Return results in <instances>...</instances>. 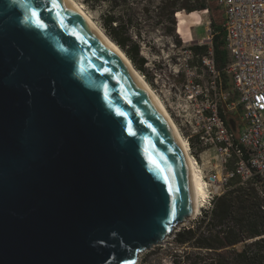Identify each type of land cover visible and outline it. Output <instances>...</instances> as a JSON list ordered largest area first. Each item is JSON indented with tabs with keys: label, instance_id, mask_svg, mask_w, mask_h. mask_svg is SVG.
I'll return each instance as SVG.
<instances>
[{
	"label": "water",
	"instance_id": "1",
	"mask_svg": "<svg viewBox=\"0 0 264 264\" xmlns=\"http://www.w3.org/2000/svg\"><path fill=\"white\" fill-rule=\"evenodd\" d=\"M193 205L175 134L70 1L0 0V264H133Z\"/></svg>",
	"mask_w": 264,
	"mask_h": 264
},
{
	"label": "built area",
	"instance_id": "2",
	"mask_svg": "<svg viewBox=\"0 0 264 264\" xmlns=\"http://www.w3.org/2000/svg\"><path fill=\"white\" fill-rule=\"evenodd\" d=\"M216 2L224 11L231 61L218 66L210 31L195 41L183 39L172 55L171 72L182 73L180 85L164 79L157 65L155 70V90L177 121L190 152L201 167L210 168L204 174L210 189L200 212L213 207L232 177L264 176V0ZM195 44L205 46L204 51L196 52ZM195 59L198 62L193 63ZM224 72L230 77V87L225 85ZM239 107L237 120L233 111ZM230 119H235L236 130ZM212 148L216 162L200 158L211 155Z\"/></svg>",
	"mask_w": 264,
	"mask_h": 264
},
{
	"label": "trees",
	"instance_id": "3",
	"mask_svg": "<svg viewBox=\"0 0 264 264\" xmlns=\"http://www.w3.org/2000/svg\"><path fill=\"white\" fill-rule=\"evenodd\" d=\"M83 2L91 9L107 6L105 13L101 14L102 28L145 75L151 86L155 83L147 66L149 59L142 54L144 28L163 29L181 44L183 41L177 31L182 36L185 33L186 17L217 9L214 5L216 0ZM211 32L217 64L223 68L231 57L223 22H218L214 16ZM192 48L201 53L205 46L195 44ZM172 77L180 85L182 73H172ZM223 79L226 86L232 85L225 72ZM173 238L177 245L187 248L185 257L189 264H264V176L254 173L247 180L239 175L232 177L227 190L215 198L213 207L202 209L191 224L174 232Z\"/></svg>",
	"mask_w": 264,
	"mask_h": 264
},
{
	"label": "rangeland",
	"instance_id": "4",
	"mask_svg": "<svg viewBox=\"0 0 264 264\" xmlns=\"http://www.w3.org/2000/svg\"><path fill=\"white\" fill-rule=\"evenodd\" d=\"M77 1L83 6V8L94 18V20L102 28V26H101V23H102L101 14L105 13V8L107 9V6L105 7V5H102L98 8L91 9L90 7H88L83 2V0H77ZM214 5L217 6V9L214 11L207 10L206 12H203L200 14H193V15L186 17L185 24H184L185 33L183 34V36L177 31V28H176V31L179 34V36L181 37L182 41H183V39H185L186 41H190V39H191L190 36L193 35L192 28H194V35L197 37V39L206 37L208 34H210L211 19L213 16H214V18H216V20L218 22H223V20H224L223 8L220 5H218L217 2H214ZM207 27L209 28V31H208ZM143 35H144L145 39L142 41V54L149 59L147 66L149 68L150 74L154 77L155 85L154 84L152 85L153 89L155 90L156 85H157L155 82L156 65L160 69V72L162 73V76L164 79H166L167 81H170L171 83H175L173 81L170 63H171L172 55L174 53L178 52L177 51L178 47L181 44L177 43L171 36L167 35L163 31V29H159V28H156V29H152L151 27L144 28ZM197 39H193L192 41H195ZM143 76L147 80L145 75H143ZM160 82H162V81H160ZM157 94L159 95L158 92H157ZM159 97L161 98L160 95H159ZM162 101H163V99H162ZM164 104H165V102H164ZM165 106H166V104H165ZM168 111H169V109H168ZM233 115L236 116L237 120H240V118H241L240 107L233 111ZM171 116L173 117L172 114H171ZM173 119H174V117H173ZM174 121H175L178 129L180 130L181 134L183 135L177 121L175 119H174ZM211 152H212L211 155H209L208 153H205V154H203V156H200V158H203L205 160L211 159V161L214 162L215 160L212 157L214 156L215 149L212 148ZM200 163H201V161H200ZM201 168H202V170H204L203 171L204 174L210 170L209 167L205 168L204 166H202ZM200 214H201V212L198 211L195 215L190 217L187 222L179 224L176 227L175 232L178 231L183 226L191 224L192 221H194V219L196 217H198ZM173 235H174V233H173ZM173 235L168 236L160 244L155 245L152 248L146 249L143 252H141L138 260L133 264H189V262L187 261V259L185 257V255L187 254L186 253L187 248L177 245L175 243Z\"/></svg>",
	"mask_w": 264,
	"mask_h": 264
},
{
	"label": "bare ground",
	"instance_id": "5",
	"mask_svg": "<svg viewBox=\"0 0 264 264\" xmlns=\"http://www.w3.org/2000/svg\"><path fill=\"white\" fill-rule=\"evenodd\" d=\"M74 9L86 19L89 24L95 29V31L102 37L104 42L111 47L112 51L122 60L125 65L132 71V73L137 78L140 85L145 89L148 93L152 101L159 108L166 122L168 123L170 129L175 134L176 139L178 140L184 154L186 157L189 174L191 178V185L193 191V215H195L198 211L201 210V206L203 202L207 199V195L209 192V183L204 178V170H202L200 163L193 154L190 152V146L187 139L181 134L178 129L173 117L168 111L162 99L159 97L157 92L153 89V87L148 83V81L144 78V76L138 71V69L134 66L131 60L127 57L123 50L107 35V33L100 27V25L94 20V18L83 8V6L77 0H69Z\"/></svg>",
	"mask_w": 264,
	"mask_h": 264
},
{
	"label": "crops",
	"instance_id": "6",
	"mask_svg": "<svg viewBox=\"0 0 264 264\" xmlns=\"http://www.w3.org/2000/svg\"><path fill=\"white\" fill-rule=\"evenodd\" d=\"M192 32H193V35L192 36H190L191 37V39L190 40H192V39H197V37L194 35V28H192ZM210 152H211V150H210ZM212 153V152H211Z\"/></svg>",
	"mask_w": 264,
	"mask_h": 264
},
{
	"label": "snow or ice",
	"instance_id": "7",
	"mask_svg": "<svg viewBox=\"0 0 264 264\" xmlns=\"http://www.w3.org/2000/svg\"><path fill=\"white\" fill-rule=\"evenodd\" d=\"M53 4H54V6H55V0H53ZM34 15H37V18H38V14H36V13H33Z\"/></svg>",
	"mask_w": 264,
	"mask_h": 264
}]
</instances>
